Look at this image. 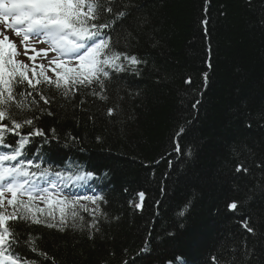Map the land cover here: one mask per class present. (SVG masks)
I'll return each mask as SVG.
<instances>
[{
	"label": "trees",
	"instance_id": "obj_1",
	"mask_svg": "<svg viewBox=\"0 0 264 264\" xmlns=\"http://www.w3.org/2000/svg\"><path fill=\"white\" fill-rule=\"evenodd\" d=\"M107 6L131 11L111 31V43L147 60L141 75L111 74L107 100L92 87L67 98L45 89L51 103L35 97L27 118L38 117L35 127L46 136L33 137L25 149L44 168L93 172L65 192L103 194L107 217L98 232L87 227L92 217L83 210L77 223L84 226L64 232L10 222L19 239L15 251L36 264H264V0H111ZM239 163L249 171L237 173ZM233 200L239 207L230 212ZM245 218L254 233L242 227Z\"/></svg>",
	"mask_w": 264,
	"mask_h": 264
},
{
	"label": "snow or ice",
	"instance_id": "obj_2",
	"mask_svg": "<svg viewBox=\"0 0 264 264\" xmlns=\"http://www.w3.org/2000/svg\"><path fill=\"white\" fill-rule=\"evenodd\" d=\"M110 3L111 0H0V259L8 264H36L15 251L19 239L10 222L45 224L64 232L69 227L84 226L77 223V220L84 221L80 215L83 210L92 217L87 227L98 232L99 220L107 217L101 207L107 203L103 194L65 192L69 184L91 179L93 172L83 171L78 166L68 170L44 168L38 162L40 157L30 159V150L26 152L25 149L33 137L46 136L43 129L35 127L38 117L27 118L37 105L35 97L38 96L44 105L51 103L44 95L45 89H55L67 98L80 88L92 87L94 96L107 100L104 90L111 74L141 75L147 60L130 54V48L114 50L111 43V31L131 11L106 7ZM105 15L112 19L100 23ZM142 23L146 25L147 21ZM202 23L206 24L207 20ZM38 44L47 47L38 48ZM21 57H26L27 62ZM38 58L40 63H37ZM185 83L190 84L191 79ZM22 86L30 91L19 92ZM97 87L99 91L95 90ZM26 97L33 99L28 102ZM199 103L197 101L193 108ZM38 110L43 112L45 109ZM113 113V108L107 109L109 116ZM247 126L251 127L250 124ZM25 127H28L26 134L22 131ZM184 131L182 127L177 136ZM8 137L14 144L6 143ZM176 150L180 151L179 146ZM235 171L247 173L249 170L239 163ZM139 198L140 202L134 207L142 210L143 191L139 192ZM238 207L236 200L227 203L230 212H235ZM242 227L248 233H254L246 218L242 220ZM29 245L33 253L37 252L32 237H29ZM147 251L145 246L137 256ZM39 255L46 257L43 252ZM125 264L129 262L125 261Z\"/></svg>",
	"mask_w": 264,
	"mask_h": 264
},
{
	"label": "rangeland",
	"instance_id": "obj_3",
	"mask_svg": "<svg viewBox=\"0 0 264 264\" xmlns=\"http://www.w3.org/2000/svg\"><path fill=\"white\" fill-rule=\"evenodd\" d=\"M37 47L38 48H42V47H47V45H45V44H38ZM50 55H52V54L50 53ZM21 59H24L27 62V58L26 57H21ZM37 63H40L39 58L37 59ZM45 63H46V61H45ZM49 74H51V73H49ZM89 206H91V205H89ZM9 210H11V209H9Z\"/></svg>",
	"mask_w": 264,
	"mask_h": 264
}]
</instances>
